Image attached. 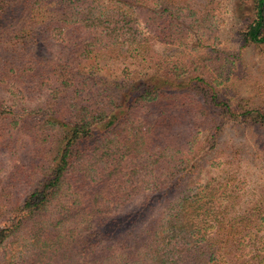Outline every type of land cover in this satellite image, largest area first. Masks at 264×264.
<instances>
[{
    "label": "trees",
    "instance_id": "16d2710c",
    "mask_svg": "<svg viewBox=\"0 0 264 264\" xmlns=\"http://www.w3.org/2000/svg\"><path fill=\"white\" fill-rule=\"evenodd\" d=\"M190 1L0 0V156L25 155L0 161V264H264V187L219 142L264 110L154 51L197 49Z\"/></svg>",
    "mask_w": 264,
    "mask_h": 264
},
{
    "label": "rangeland",
    "instance_id": "374dc122",
    "mask_svg": "<svg viewBox=\"0 0 264 264\" xmlns=\"http://www.w3.org/2000/svg\"><path fill=\"white\" fill-rule=\"evenodd\" d=\"M209 1L191 0V8L181 12L189 17L188 23L193 20L196 23L201 17L204 22L198 25V30L208 29L198 46L191 43L192 48L197 46L194 52L185 54L182 48L155 45V53L164 61L188 55L186 61L196 73L203 74L206 79H215L220 88L246 101L249 108L264 110V45L243 41L247 26L253 19L251 5L246 0H213V5ZM208 11L206 17L204 13ZM42 51L47 54L44 48ZM0 102L7 103V99L0 96ZM219 142L224 152L222 161L227 160L231 152H237L233 171L242 184H247V194L252 195L264 187V130L230 122L220 133ZM23 152L21 148L14 155L0 156V161L5 168H10L24 160ZM207 159L205 156L203 160ZM210 176L211 172L203 169L195 182H204Z\"/></svg>",
    "mask_w": 264,
    "mask_h": 264
}]
</instances>
